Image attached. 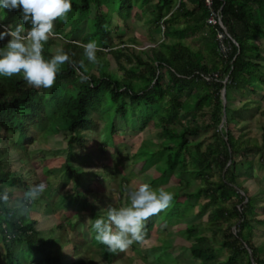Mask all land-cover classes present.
Segmentation results:
<instances>
[{"label": "trees", "instance_id": "1", "mask_svg": "<svg viewBox=\"0 0 264 264\" xmlns=\"http://www.w3.org/2000/svg\"><path fill=\"white\" fill-rule=\"evenodd\" d=\"M72 5L68 23L57 21L55 31L65 39L61 48L73 63L62 66L52 88L31 87L22 74L0 76V242L5 249L0 264H92V254L112 264L107 246L85 247L87 229L94 230L88 221L106 216L110 205L127 206L126 186L136 189L143 183L174 193L171 205L159 219L147 221L144 240L135 244L146 258L156 255L158 264H181L184 259L174 250L182 247L196 264H264V242L255 240L257 234L264 236V213L258 211L264 208V108L251 98L262 91L264 98V0H215L223 26L207 23L204 0H72ZM115 13L124 27L113 25ZM146 13L164 35L147 60L124 39L129 20ZM20 23L18 10L0 8V28ZM85 28L80 38H70ZM224 29L227 53L217 38ZM91 40L102 49L96 63L88 61L82 47ZM56 43L53 37L45 44L46 59L55 55ZM107 54L118 70L109 68ZM81 61L89 76L85 83L77 72ZM250 113H260L263 120L260 139L246 131L236 135L239 118ZM147 127L158 129L159 142H138L136 152L125 155L137 169L126 167L108 189L116 167L125 165L120 145L126 143V129ZM59 134H64L67 154L42 159L46 177L36 197L27 175L8 167L5 156L15 147L25 163L33 144H46ZM106 155L112 165L99 164ZM98 164L101 170H93ZM100 176L106 182L101 196L95 192L90 198L91 184ZM134 179L140 182L137 187ZM68 185L72 191L63 192ZM15 190L25 191L18 205L12 203ZM38 201L44 203L45 224L51 228L46 237L37 228L41 221L30 216ZM190 206L198 207V222L178 229L186 237L174 243L164 230L181 224L182 208ZM70 212L73 217L62 221L55 216ZM153 236L155 241L143 248ZM16 241L23 248L16 249ZM67 241L73 247L65 252ZM85 251L90 255L75 259ZM165 251L174 256L165 259Z\"/></svg>", "mask_w": 264, "mask_h": 264}, {"label": "clouds", "instance_id": "2", "mask_svg": "<svg viewBox=\"0 0 264 264\" xmlns=\"http://www.w3.org/2000/svg\"><path fill=\"white\" fill-rule=\"evenodd\" d=\"M72 7V0H0V8L18 10L21 14V23L15 28L11 25H2L4 31L0 32V41L7 39V43L0 47V76L13 77L22 74L23 79L31 87L52 88L62 66L73 62L63 48H57L55 55L46 59L43 55L44 46L50 38L57 36L55 31L57 21L68 23ZM25 25L29 27L26 29ZM82 47L88 61L96 63L97 53L102 51L98 43L91 40ZM80 69L84 70L83 73ZM77 72L81 83L89 80V76L86 75L87 68L82 61ZM93 183L90 198H94L96 192ZM125 190L128 191L130 203L121 207L110 205L106 216L94 220L91 217L88 224H92L94 230L87 229L84 236L86 248L97 242L107 246L114 256L112 264L117 261L118 256L130 260L132 257L126 255L127 251H143L136 250L135 244L144 240L147 221L166 210L174 200V193L167 191L163 186L154 189L150 184L143 183L136 189H128L126 186ZM81 215L77 220L81 219ZM146 255L147 252L143 254L144 260ZM99 258L108 264L105 257L99 255ZM152 263L154 261H150V264Z\"/></svg>", "mask_w": 264, "mask_h": 264}, {"label": "rangeland", "instance_id": "3", "mask_svg": "<svg viewBox=\"0 0 264 264\" xmlns=\"http://www.w3.org/2000/svg\"><path fill=\"white\" fill-rule=\"evenodd\" d=\"M105 10V9H104ZM95 13V11H94ZM148 16V13L144 14V17ZM137 20H134V18L129 20L130 25L132 24L131 28L129 30H125V35H124V39L127 41V43L129 44V46H131L133 49L135 48V52L136 53H140V55L143 56V58L145 60H147V53H151L152 47L157 46V43L160 42L163 38V29L161 28H154L153 25H151L150 23H146L147 27L149 25H151L152 29H154V33L153 36L151 35V32H148V34H146V28L145 26H140L143 23L141 21H144L142 19H138L135 18ZM113 25H119L121 27L123 26L122 21L119 19L118 14L115 13L114 14V21H113ZM65 30L71 31L70 25H65L64 26ZM149 28V27H148ZM0 31H3V28H0ZM88 31L87 28L74 33L73 35H71V39H73L74 36L80 38L84 33H86ZM116 33V31H115ZM157 34V36H155ZM116 35V34H115ZM156 37V38H155ZM57 38V43H56V49L57 48H61V44L62 42L65 40L63 38V36L61 37L60 35L56 36ZM133 39H135V41H133ZM2 42L3 45H5L7 43V39L3 40ZM185 42L188 43V41L186 40ZM3 45L0 47H3ZM199 47V46H198ZM146 53V54H145ZM208 54V53H206ZM106 58L109 61V68H111V70L116 71L118 70V67L116 65V61L114 60V58L110 55L107 54ZM94 72L97 71L96 67H94L93 69ZM263 95V91L261 92V94H258L256 96H251L255 97L257 101L261 102L262 107L264 108V98L262 97ZM240 99L243 100V97H240ZM235 102H237L236 105H239L241 102H238L237 100H235ZM263 123V120L260 116V113L255 114V116H251V113L249 115H245V117H240L239 118V123L237 126H234L236 129V135H238L241 131H246L248 133L249 136L251 137H255L257 139H260L261 136V125ZM178 129L180 130V127H178ZM239 129V130H238ZM158 132L157 128L154 127H147L146 129H144L143 131H138V132H133V130L127 128L126 132H125V142L124 144L120 145L123 150H122V158L125 161V165H120L118 167H116V172H113V176H111V180L109 182V186L108 189H112L113 187H115L116 184V180L121 177L124 172V170L126 169V167L129 168H135L133 165H131L129 163L128 157H126V154L131 155L133 152L135 153L138 147V142L142 141V139L144 138H151L152 141H156L159 142V139H157L156 134ZM0 146H3V144H0ZM112 148H109V151H111ZM9 154L7 156H5V163L6 165L9 167H13L14 169H16V171H18L20 174H25L27 176H24L25 180H28L30 183L31 188H35L37 189V193L38 195H36V197H39V195L42 194V192H39L38 187L41 185V187H43V184L45 182L44 178L46 177L45 173L43 172V161L42 159L44 157H49L52 158V156L54 155H58V156H65L67 154V147H66V140L64 138V134H59L57 136H52L50 137L49 140H47V143L44 144L42 142L39 143H35L32 145L31 147V157L29 160H27V162L23 163L20 162L18 157V152L16 150L15 147L9 148L8 149ZM109 155H106L105 158H103L99 164L102 165H112V160L109 159L108 157ZM258 156H255V158ZM99 164L97 167H93V170L99 171L101 170V166L99 167ZM137 169V168H135ZM110 176V175H109ZM101 176L98 177L97 179H95L96 181H94L93 186H94V191L99 192L103 190V187L105 186L106 182L101 183L100 181ZM140 182H138L136 179H134L132 181V186H138ZM130 187H131V183H130ZM59 187L54 188L52 191L54 193L58 192ZM72 185H68L67 188H65L63 190V192H66L68 190L72 191ZM262 189L261 187L259 188V190ZM113 194L118 196L117 192L115 191V189L112 190ZM257 192V191H256ZM102 192H99L98 195L101 196ZM25 195V191L22 190H15L12 193V198H14L13 200V204L14 205H18L21 201V198H23V196ZM44 204L41 203V201H38L35 205L32 206V212L30 213V216L32 218H38L39 221H41L40 223L37 224V227L42 229L41 230V235L46 237L48 236L49 231L47 229H51L50 226H47V224L45 223H49L47 219H45V215H44ZM198 207H194L192 208L190 206V210H183L182 208V220L177 226L175 227H166V229L164 230V235L167 236L168 238H170L172 240V242L174 243H180L183 239H185L186 237V231L183 230L181 232H178V229L181 228H185L186 226H189L192 223H197L198 221H194L195 220V213L197 212ZM259 212L264 213V208H260L258 209ZM74 212V211H73ZM73 212L67 213L65 214V216H60L58 214H56L55 216L59 219V221H62L66 218V215L73 217ZM160 215H162V213H159L157 215V219H159ZM161 220L163 221V219L161 218ZM165 225L163 224V227ZM45 230V231H44ZM208 233H210V231H208ZM57 237V235H55ZM56 240L58 238H55ZM59 242L57 244L61 243V240L58 239ZM257 243H261L264 242V236L258 235L256 236ZM153 241H155V238L153 236V238H151V240H147L146 242L142 243V247L146 248L149 247ZM16 249L19 248H23V245L20 244L19 242H15L14 243ZM73 245L72 243L68 242L64 243L62 245V249L67 252L68 249H72ZM4 245L0 242V251H4ZM166 255H164L165 259H170V257L174 256V252L175 255L184 259L181 260L180 263L181 264H192L193 262H195L196 264V260L192 261V257H190L191 252L189 251V249H184V248H176L173 251H165ZM143 254H145L144 249L143 251H127L126 255L132 257L133 259H135V261L131 258L130 260L128 258L125 257H121L118 256L117 257V261L114 264H150V261H155L152 264H158V262L156 261L157 257L156 255H153V257L151 258L150 256H148L145 260L143 259ZM90 253L88 251L82 252L80 254L75 255V259H79V258H86L87 256H89ZM92 256L94 257L93 259V264H106L101 258H99L98 254H92ZM163 257V256H162ZM175 259V258H174Z\"/></svg>", "mask_w": 264, "mask_h": 264}, {"label": "built area", "instance_id": "4", "mask_svg": "<svg viewBox=\"0 0 264 264\" xmlns=\"http://www.w3.org/2000/svg\"><path fill=\"white\" fill-rule=\"evenodd\" d=\"M214 1L215 0H204L206 6L208 7L209 9V16L207 17V23L209 25H221L223 26V22H222V15H221V12L220 10H217L214 8ZM226 30L224 29V33L222 32H219L217 34V38L219 40L220 43V50L223 52V53H227L228 51V48L226 47V45L223 43V39L225 38L226 36Z\"/></svg>", "mask_w": 264, "mask_h": 264}, {"label": "crops", "instance_id": "5", "mask_svg": "<svg viewBox=\"0 0 264 264\" xmlns=\"http://www.w3.org/2000/svg\"><path fill=\"white\" fill-rule=\"evenodd\" d=\"M139 19V18H138ZM140 19H142V20H144V21H141L143 24L142 25H140V26H145V27H147V24L146 23H150L151 25H153V27L154 28H158L155 24H153L150 20H147V18L146 17H142V18H140ZM134 20H137V19H134ZM133 24V23H132ZM132 24H131V26H132ZM151 25H149L147 28H146V34H148V32H151V31H153V32H151V35L153 36V34H155L154 33V29L153 30H151L152 29V27H151ZM159 29V28H158ZM155 36H157V34L155 35ZM156 38V37H155ZM133 41H135V39H133ZM158 44V43H157Z\"/></svg>", "mask_w": 264, "mask_h": 264}, {"label": "water", "instance_id": "6", "mask_svg": "<svg viewBox=\"0 0 264 264\" xmlns=\"http://www.w3.org/2000/svg\"><path fill=\"white\" fill-rule=\"evenodd\" d=\"M224 97H225V93H224Z\"/></svg>", "mask_w": 264, "mask_h": 264}]
</instances>
